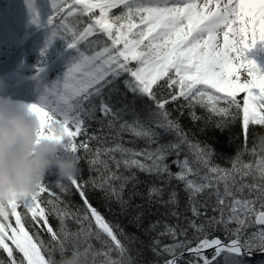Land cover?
I'll list each match as a JSON object with an SVG mask.
<instances>
[{"label":"snow or ice","instance_id":"1","mask_svg":"<svg viewBox=\"0 0 264 264\" xmlns=\"http://www.w3.org/2000/svg\"><path fill=\"white\" fill-rule=\"evenodd\" d=\"M211 4L212 0L199 7L192 0H51L52 13L42 24L36 0H27L32 23L49 32L41 55L58 37L73 50L63 78L43 83L38 102L25 106L41 121L39 136L58 141L64 153L80 160L81 152L92 153L90 165L99 164L108 173L99 184L92 183L114 198L121 211L128 210L137 194L124 198L127 184L138 182L137 172L162 181V186L152 184L147 194L149 204L170 205L167 215L176 218L175 224L149 225V231H156L162 224L151 245L162 264H241L254 251L264 254V142L258 144L259 153L256 145L245 149L259 156L255 163H245L237 153L230 168L222 167L214 161L212 148L191 141L167 107L182 99L179 107L189 109L193 120L201 119L197 106L225 123L239 119L245 141L250 125L264 127V0H215L214 8ZM70 16L87 20L77 18L74 24L83 27L73 30L64 23ZM44 71L40 67L35 78ZM86 120L107 126L111 146L90 147L100 137L89 133ZM54 123L62 124V136L51 131ZM123 133L135 138L127 143L139 140L146 147L127 146ZM165 136L172 139L165 141ZM121 168L128 175L120 173ZM49 175L36 191L0 204V250L8 258L0 264H55L51 243L64 256L68 241L89 240L93 220L106 234L103 239L99 232L95 236L107 246L103 264H133L117 226L90 202L81 172L67 182L81 198L83 213L64 205L61 195L68 184L60 178L50 180ZM113 181H120L119 186ZM173 181L183 186L191 217L174 210L176 188L162 199ZM50 217L58 220L59 231ZM141 217L139 213L134 219L140 223ZM69 218L79 226L77 232L67 229ZM249 228L255 231L248 234ZM45 232L49 244L41 239ZM164 239L171 242L163 243ZM90 250V244L81 251L73 243L72 254L87 259Z\"/></svg>","mask_w":264,"mask_h":264},{"label":"trees","instance_id":"2","mask_svg":"<svg viewBox=\"0 0 264 264\" xmlns=\"http://www.w3.org/2000/svg\"><path fill=\"white\" fill-rule=\"evenodd\" d=\"M116 13H119V9L113 10ZM26 18H23V23L20 25L24 33L31 34L34 30L43 28L42 26H37L32 23V16L25 15ZM79 18L87 20V17H67L64 23L69 27L75 30L76 28H82V24H74V21ZM42 24L47 21L46 17H40ZM20 30V28H19ZM21 31V30H20ZM91 39H95L92 37ZM45 38L41 36L39 41L35 45L32 44V40L28 39L26 42H22L13 46V44L4 45L3 49H0V58H8V55L12 54L14 51L16 53H21L23 56L22 61L24 67L22 72L27 77L37 76L38 70L40 67H44L45 71L40 73V79H37L41 83H51L58 79H62L65 72L67 71V63H62V58L66 57L67 61L72 58L73 50L67 47V43L61 39L56 38L53 44L48 47L52 48L51 54L47 51L44 55H41L42 50L45 49L46 45L44 44ZM4 42V36L0 32V44ZM55 50H59V54L55 53ZM12 51V52H7ZM7 52V53H6ZM5 54V55H4ZM184 103L183 100L179 103L169 104L167 107L172 111L173 118L179 119L184 130L188 134V137L193 142H199L202 145L210 146L213 150V159L216 163L222 167L230 168V159L236 157L237 153H240V159L245 163H255L258 159V155H252L250 151L245 149H251L254 145L257 146V153L260 149L258 147L259 137L264 135V127L262 126H251L247 134V139L242 134L241 123L239 119H233L230 123H225L220 120L218 117H209L205 109L197 106L195 112L198 116L201 117L199 120H193L190 117V110L187 108L181 109L179 104ZM119 107V105H117ZM183 111V115H181ZM97 117L102 118L100 113H97ZM217 123L220 124L217 127ZM86 125L88 127L89 133L95 132L99 141L93 140L90 142V147L103 148L111 146L113 143L112 135L109 132L107 126L101 128L100 124L96 120H86ZM124 141L127 143L134 140L135 138L129 133H123ZM80 139V138H78ZM165 141L171 140V136H165L163 138ZM127 146L144 148L146 144L143 141L137 140L135 144L127 143ZM80 155L83 157L81 159V179L86 183V193L89 197L90 202L97 210L105 217V219L112 225H116L120 235V238L123 242L126 243V246L130 250V256L132 258L133 264H162L161 257L154 255L151 250L152 240L157 236V232L162 230V224L157 228L156 231H149V225L160 221L166 222L168 224H175L176 218L170 215H167L170 210H172L170 205H165L162 203H151L147 202L148 189L152 184L157 186H162V181L159 180L156 176H150L144 173L137 172L138 182H132L127 184L124 189V198L128 199L129 195L133 192L137 193L132 197L131 204L128 207L126 212L121 211L120 204L111 197H106L104 190L95 187L92 183L93 181L96 184H99L101 180L108 175L106 171L99 165H90V161L94 158L92 153H83ZM106 158V157H105ZM183 158V154L181 156ZM172 159V158H170ZM189 159L194 161V157L189 155ZM112 171H117L115 166L110 164ZM175 171V167L172 169ZM123 175H128V172L124 171L123 168L119 170ZM57 177L55 174L49 175L50 180H54ZM250 182V181H249ZM65 184H68L64 180ZM120 181H113V184L119 186ZM135 184V187L133 186ZM172 188H176L178 192V205L174 209L178 211L181 216L191 217L192 213L189 209L188 197L183 191V186L180 185L177 187L176 182L173 181L171 185H168L166 188L165 195L163 200H167V192L171 191ZM59 192V189H56ZM61 199L64 201V205L67 206L72 212H84V205L81 202V198L73 190V187L68 184V190L61 195ZM136 205H143L142 208L136 207ZM20 209H18L19 211ZM142 213L141 222L137 223L135 217L137 214ZM212 213L209 211V215ZM14 221V217L11 218ZM50 222L54 228L59 231V222L55 217H50ZM66 227L69 232H77L79 226L73 222L71 218L66 220ZM254 228L248 229V234L254 232ZM100 233L102 239L106 238V234L102 233L101 230L95 225L94 220L91 225V236L89 240L85 243L84 241H78L75 246L81 251L87 246L91 245V250L89 251L87 262L88 264H103V253L107 251V246L95 238L96 233ZM122 233V234H121ZM213 235L224 236L222 231H214ZM41 239L45 241L46 244L50 243V235L46 232L42 234ZM168 239H164L163 243H170ZM53 250V257L56 261L61 259V254L59 249L54 243H51ZM73 242L68 241L66 243V252L64 255L70 256L72 254ZM93 252L100 253L99 255L93 256ZM255 252V251H254ZM112 257L115 259L117 255L115 252L112 253ZM7 255L2 250H0V261H7ZM241 264H264V254L257 256H244L242 258Z\"/></svg>","mask_w":264,"mask_h":264},{"label":"clouds","instance_id":"3","mask_svg":"<svg viewBox=\"0 0 264 264\" xmlns=\"http://www.w3.org/2000/svg\"><path fill=\"white\" fill-rule=\"evenodd\" d=\"M5 85L0 77V93ZM40 130L41 121L35 113L11 96L0 94V204L36 191L49 174L66 181L80 174L81 160L64 153L58 141L41 138ZM51 131L57 137L62 136V124H52ZM258 142H264V135ZM55 264L88 262L83 254L73 253L62 256Z\"/></svg>","mask_w":264,"mask_h":264},{"label":"rangeland","instance_id":"4","mask_svg":"<svg viewBox=\"0 0 264 264\" xmlns=\"http://www.w3.org/2000/svg\"><path fill=\"white\" fill-rule=\"evenodd\" d=\"M6 1H7V7H0V18H1L0 27L3 29L4 34L8 38V40H6L0 45V49H3V50H4L3 48L4 45H8L10 43L14 45L20 42V35L17 29H15V26L13 25L12 18L17 17V14L19 13V9L22 3L24 2L23 0H6ZM38 1H41V5L38 6L41 15H44L46 18H48V16L51 15L52 13L51 0H38ZM192 2H196L199 7L205 3V0H192ZM222 2H226V0H222ZM214 5H215V0H212V4L210 5V7L214 8ZM7 8H10V11H7ZM40 34L41 35L34 36L35 37L34 38L35 40L33 42L34 45L36 44L39 36L45 37L44 44L46 45L49 32L47 31V29H43V31H41ZM218 40L219 42L222 43L223 41L222 31L218 32ZM47 51H49V53L51 54L52 48L47 49ZM55 51H56L55 52L56 54L60 53L57 50ZM20 59H21V53H18L14 55L12 59H7L2 64H0V77H3L6 82L5 89L3 93H0V94L4 96H11L15 92H23V93L33 96L38 101L39 96H40V91H38V89L42 87V83L40 85L38 80L35 79L34 81L30 82V85L32 84L33 86H30L25 83L26 80L21 78L22 74L18 71L17 73H15V75L10 77L11 71L9 70V67L11 66L15 68L19 67L21 64ZM67 62H68L67 58L63 57L62 63H67ZM22 67H24V65H22ZM12 99L14 101H17L14 98Z\"/></svg>","mask_w":264,"mask_h":264},{"label":"bare ground","instance_id":"5","mask_svg":"<svg viewBox=\"0 0 264 264\" xmlns=\"http://www.w3.org/2000/svg\"><path fill=\"white\" fill-rule=\"evenodd\" d=\"M11 97L22 103L23 106L38 102L33 96L23 92H15Z\"/></svg>","mask_w":264,"mask_h":264},{"label":"water","instance_id":"6","mask_svg":"<svg viewBox=\"0 0 264 264\" xmlns=\"http://www.w3.org/2000/svg\"><path fill=\"white\" fill-rule=\"evenodd\" d=\"M262 253H260L259 251H256V252H253V254L251 256H257V255H260Z\"/></svg>","mask_w":264,"mask_h":264}]
</instances>
